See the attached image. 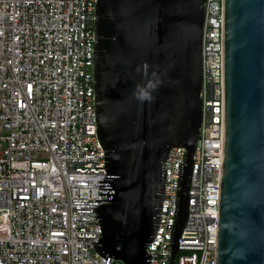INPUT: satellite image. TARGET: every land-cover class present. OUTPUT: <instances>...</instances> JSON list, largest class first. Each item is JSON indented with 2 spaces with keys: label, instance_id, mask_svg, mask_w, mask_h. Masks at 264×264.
Wrapping results in <instances>:
<instances>
[{
  "label": "built area",
  "instance_id": "1",
  "mask_svg": "<svg viewBox=\"0 0 264 264\" xmlns=\"http://www.w3.org/2000/svg\"><path fill=\"white\" fill-rule=\"evenodd\" d=\"M97 0H0V264H121L97 255ZM201 122L171 264H215L224 150V0L203 3ZM184 147H172L148 264H170ZM107 201V197H100Z\"/></svg>",
  "mask_w": 264,
  "mask_h": 264
},
{
  "label": "water",
  "instance_id": "2",
  "mask_svg": "<svg viewBox=\"0 0 264 264\" xmlns=\"http://www.w3.org/2000/svg\"><path fill=\"white\" fill-rule=\"evenodd\" d=\"M206 0H97L94 91L106 175L97 255L148 264L164 164L184 147L170 264L187 218L201 122ZM224 150L215 264H264V0H224ZM107 197V201H100Z\"/></svg>",
  "mask_w": 264,
  "mask_h": 264
},
{
  "label": "rangeland",
  "instance_id": "3",
  "mask_svg": "<svg viewBox=\"0 0 264 264\" xmlns=\"http://www.w3.org/2000/svg\"><path fill=\"white\" fill-rule=\"evenodd\" d=\"M0 147H2V145L0 144Z\"/></svg>",
  "mask_w": 264,
  "mask_h": 264
}]
</instances>
